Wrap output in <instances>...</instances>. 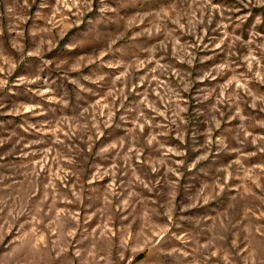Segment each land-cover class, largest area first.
I'll return each instance as SVG.
<instances>
[{"label":"rangeland","instance_id":"1","mask_svg":"<svg viewBox=\"0 0 264 264\" xmlns=\"http://www.w3.org/2000/svg\"><path fill=\"white\" fill-rule=\"evenodd\" d=\"M0 264H264V0H0Z\"/></svg>","mask_w":264,"mask_h":264}]
</instances>
